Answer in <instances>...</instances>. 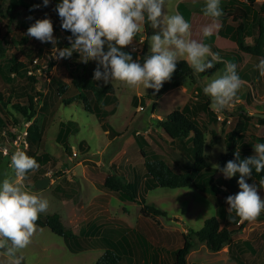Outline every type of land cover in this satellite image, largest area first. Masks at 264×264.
Returning <instances> with one entry per match:
<instances>
[{"label":"rangeland","instance_id":"rangeland-1","mask_svg":"<svg viewBox=\"0 0 264 264\" xmlns=\"http://www.w3.org/2000/svg\"><path fill=\"white\" fill-rule=\"evenodd\" d=\"M202 1L166 0L164 11L166 15L181 14L191 25V32L194 33V37L191 36V38L195 39L198 32L197 25L188 17L189 13L195 12L197 7L200 9L201 6V10H203L205 2L202 3ZM60 2L61 0H49V4L45 6L43 0H14L12 4L10 0H0V46L5 48L7 55L13 54L26 64H29L27 55L32 58L38 56V64L46 71L44 72L43 69L34 71L36 72L37 82L31 84L34 86L35 91L38 90L42 95L38 96L31 92L36 98L33 101L36 115L31 121L25 120L10 105L7 106L6 112L0 113V120L3 121V124H0V150L4 151L5 148L7 154L3 155L2 152L0 182L8 178L12 182L23 186L25 190L47 199L49 202L48 210L41 213L39 217L58 213L64 225L71 228L76 234L80 233L79 230L82 228L84 218H94L96 220H103L106 217L116 220L118 218L121 220V227H128L129 233L131 231H136L135 234L137 232L140 233L142 238L149 242L148 247L147 244L145 246L147 255L152 254L155 250L154 248L160 251L158 252L157 264H171V252L182 245V233L188 229H200L207 218L215 215L213 202L205 194L191 186L176 189L157 187L147 193L145 200L147 203H154L157 207L166 211V215L143 216L139 211V205L126 201L121 197L118 199L104 193L97 189L96 185L103 182L106 175L110 173L108 162L116 155L117 158L114 165L119 164L120 160H127L131 166H134L140 172L143 170L141 166L143 159L140 155V150L145 151L147 154L150 151L160 153L171 162L174 158V151L168 140L164 138V131L158 125L155 117L159 115L161 117L159 119H164L166 115L178 109L189 97V86L188 84H183L174 87L155 100L148 96L149 88L144 89L142 85L129 88L120 82H111L114 86V93L107 98V104L109 105L104 107L107 110L104 120H99L100 116L96 113L86 111L81 104L70 103L65 105L57 101L58 98L54 96L53 92H47V82L50 78H58L67 84L70 83L71 76L81 81L83 78L93 77L94 69L97 66V62L92 60L85 64L81 62V59H79L78 63H71L70 58H54L53 48L60 49L57 45L58 41L66 39V32L61 27V19L55 11L56 5ZM262 2L263 0H257V4ZM11 5L14 6L12 10ZM27 6L31 8L32 14H29ZM221 6L225 7L224 13L229 19L236 18L238 11L234 6H228L226 0H221ZM43 18H49L53 23L55 45L51 42L42 43L26 35L28 27L36 19ZM239 26L241 27L242 24L240 23ZM217 29L214 30L213 34L216 33ZM158 31L159 29H153L150 23L145 24L144 32L137 34L133 43L123 49L128 52H135L137 60L144 43H146L148 50L150 49L149 42L147 44L148 39H145V37H151ZM217 36V45L219 47L231 42L228 38ZM141 40H144V42L140 43ZM250 42L248 38L244 43ZM235 46V43H228L226 49L232 52ZM38 47L42 48L39 55L37 54ZM105 51H107L106 45ZM231 52V55L227 57L233 56L235 58V55ZM226 62L232 63L233 61L227 58ZM224 68L225 64L223 63L219 68L211 69L205 77L212 73L209 76L210 78L208 77V79L212 80L217 75L222 74ZM203 77L200 74L196 76L197 79L199 78V83L205 86L207 83H205ZM251 83H253L254 90L251 86L243 84L238 90L236 97L240 99L249 98L250 102L253 103L255 95H257L258 100L253 105L249 106L245 103V107L240 111L235 105L234 107L230 105L227 109L216 112L218 115L217 123L207 125L204 132L203 153L210 167H215L227 153L228 146L226 145L225 135L227 136V132L235 128L238 122H242L245 116H253L250 118L248 133L259 135L264 129L256 119L257 116L264 117V108H259L264 106L263 102H259L264 96H258V83L254 79ZM4 88V79L0 76V92L8 95ZM43 95H45L44 102ZM207 97L210 100V97ZM134 99L136 103L133 102ZM11 101L14 102L15 99L12 98ZM153 102H156L157 105L153 110L154 116H151ZM20 103H23L22 100H20ZM231 104H234L233 101ZM113 106L116 108L113 115H110L108 111ZM139 106L143 108L142 111L138 110ZM91 107L92 109L94 108L93 106ZM6 119H8L9 124L6 123ZM68 120L77 123L76 127L68 124L67 131L63 132L65 142L70 147H74L71 148V151L74 150L76 152V156L72 161L67 159L68 155L65 153L62 142L56 140L59 123L66 124ZM103 121L110 128L120 132L113 140H110L111 137L108 138L103 132L101 127ZM31 122H33L36 129L39 128V124L42 125L43 123L44 130L40 145H34L29 153H31V156H35L45 151L54 161L50 160L41 165L37 162L39 168L28 172L21 178L16 176L12 170L10 158L23 144L22 140L25 138L26 128ZM2 132L4 133L2 134ZM136 133H139L147 144L139 143L138 145L134 139ZM15 137L17 139L16 143L13 142ZM81 140H85L89 145V150L86 154L81 147H78V143ZM186 145L190 146L191 143ZM183 156L184 162L188 165L187 169L191 170L192 159L187 154ZM83 158H89L92 161H82ZM93 161H100V165L97 166ZM215 176L225 178L223 173L220 172ZM44 177L50 179L48 185L42 189L36 188L37 181ZM236 177L233 176L231 178L237 181ZM249 184H256L260 196L264 198V188L259 187V181L253 180ZM56 186H61L66 192H71L72 197L57 195L55 193ZM221 190L227 192L226 189L221 188ZM219 196L221 197L222 195ZM222 224H220V228ZM263 229L264 222L255 220L249 222L239 233L234 234L233 239L236 236L245 235L253 240V244L257 245L261 239L258 234ZM106 233V231L96 232L92 230L87 232L89 236H106ZM255 235L256 237H254ZM88 242L91 243V247L88 249L72 252L66 247L61 236L51 232L47 227L37 226L36 232L31 238V243L21 251L20 255L24 258L23 264H100V257L104 250L97 242L93 240ZM213 254L215 253H212L204 243L194 238L193 249L186 259L189 264H210L208 259L214 256ZM245 255L243 256L245 257ZM254 257H257L258 260L263 259V250L257 249ZM8 259L6 254L0 251V264H6ZM242 261L244 260L242 259ZM135 264L144 263L142 259H139Z\"/></svg>","mask_w":264,"mask_h":264},{"label":"trees","instance_id":"trees-1","mask_svg":"<svg viewBox=\"0 0 264 264\" xmlns=\"http://www.w3.org/2000/svg\"><path fill=\"white\" fill-rule=\"evenodd\" d=\"M13 2L14 0H10L11 4ZM226 4L228 6H234L238 11L236 18L232 19V22L235 24L228 25L226 23L227 16L224 13L225 7L221 6L223 15L219 17L221 22L217 33L224 37H226L227 33H231V40L236 44L235 49L231 52L235 55V58L233 56L227 57L231 55L230 52L221 51L214 46V35L210 37L204 36L203 43L210 46L212 52L218 53L220 58L225 56L236 63L238 62V54H246L249 57L245 64L247 65L246 68H253L252 72H260L257 65L261 59H264V0L260 4H257L256 0H226ZM11 7L12 10L14 6L11 5ZM27 10L29 14H32L29 6H27ZM240 23L242 24L241 27L239 26ZM64 31L66 32V39L58 41L57 44L60 49L71 46L67 39L71 36V32ZM249 37L252 43L245 44V39ZM37 50V54L39 55L42 48L38 47ZM122 50L126 51L124 49ZM128 53L132 55L134 61H138L141 64L150 54L146 43L143 44L137 60V54L135 52L130 51ZM36 57L38 58V56L32 58L27 55L29 64H26L13 54L7 55L5 48L0 46V76L4 79V90L8 94L5 95L0 92V113L6 112L7 106L10 105L14 111L21 114L27 121H31L34 115H36V110L33 106V101L36 98L31 92H34L38 96L42 94L38 90L35 91L34 86L31 84L37 82L36 76L28 74L29 71L34 72L43 69L37 63L38 61L36 63L34 62ZM79 59L80 54L73 52V55L70 57L71 63H78ZM210 70L200 73V75H206ZM44 72L46 71L44 70ZM244 72H247V69ZM196 76L187 65V62L180 60L177 62L176 70L171 80L165 82L159 92L149 88L148 96L155 100L174 87L188 84L190 88L191 96L180 108L173 110L164 119L156 120L165 135L169 138V143L174 151V158L171 162L160 153L150 151L147 154L145 151L140 150V155L143 159L141 163L143 170L141 172L134 166L119 165L116 167L112 165V172L104 178L102 183L96 185L98 189L118 199L121 197L126 201L139 205V211L143 216L166 215V211L160 209L154 203H147L145 200L147 193L157 187L176 189L191 186L205 194L213 202L215 215L207 218L200 229H188L182 233V245L171 252V264H189L186 257L193 249L194 238L204 243L212 252L219 251L226 244H228L230 251L232 236L239 233L249 223V221L241 222L234 211L231 213L227 212L228 205L226 203V197L240 191L237 183L240 174L237 173L235 175L237 176V181H234L232 178L225 179L216 177L215 175L219 172L222 173L219 171V168H223L227 161L235 159L234 153L237 150H239L240 159H244L254 155L252 153L253 145L264 143V129L259 135L248 133L250 118L253 116H245L242 122H238L235 128L227 132V136L225 135L228 151L216 164L219 168H216V166L210 167L203 153L204 132L208 124L217 123L218 115L210 109V100L204 94L203 88L199 84ZM46 88L47 92H53L54 96L58 98L57 101L65 105L70 103L81 104L86 111L96 113L100 116L99 120H104L105 118L102 110L103 100L114 93V87L111 83L105 84L103 80L95 81L92 76L83 78L81 81L71 76L70 83L68 84L58 78H50ZM12 98L15 99L14 102L11 101ZM20 100L23 103H20ZM44 101L45 95H43ZM133 102L136 103V100L134 99ZM156 105V102L152 103V113ZM91 106L94 108L92 109ZM256 119L264 127V117L257 116ZM6 123L9 124L8 119H6ZM0 124H3L2 120H0ZM76 124L74 122V125ZM65 126L66 124L59 123L56 140L62 142L65 153L69 156L72 151L68 143L65 142V137H63ZM38 127L36 129L33 122H31L25 131L24 140L27 147L23 149V152L29 154V156H31L29 152L32 150V147L34 145H40L42 140L43 123L42 125L39 124ZM101 127L103 130L108 131V135L112 134L113 129L108 128L106 122L103 121ZM134 139L138 145L139 143L147 144L139 133L135 134ZM83 143L84 140H81L78 147L82 148ZM187 143H191V145L187 146ZM181 147L186 149L184 150L185 153L178 151ZM176 150L179 155L175 152ZM185 154L192 159L191 170L187 169L188 165L184 162L183 155ZM2 157V151L0 150V160ZM31 157L35 158L40 165L50 160L54 161L45 151ZM261 178H264V172L256 173L253 169L252 176L247 177L246 182L251 183L253 180L259 181ZM221 188L226 189L227 192H223ZM55 193L57 195L60 194L59 196L72 197L71 192H66L61 186H56ZM219 195L222 196L220 197ZM263 220L264 212L260 214L256 221ZM36 223L38 227H47L51 232L61 236L64 239L66 247L72 252L83 251L91 247V243L88 241L93 240L97 242L104 250L100 257V264H135L139 259H142L145 264L150 262L157 264L158 261V252L160 251L154 248L153 253L147 255L145 246L147 244L148 247L149 242L143 239L140 233L137 232L135 234L136 231L129 233L128 227H122L119 231H116L117 234L114 236L108 234L106 236L76 234L72 229L64 225L58 213L39 217ZM221 223L223 224L220 228ZM261 238L264 241V229ZM247 243L244 240L237 241V244L240 246ZM248 244L251 245V243ZM235 253L237 256L243 258V252L239 251ZM231 256L236 259L234 255L231 254Z\"/></svg>","mask_w":264,"mask_h":264},{"label":"clouds","instance_id":"clouds-1","mask_svg":"<svg viewBox=\"0 0 264 264\" xmlns=\"http://www.w3.org/2000/svg\"><path fill=\"white\" fill-rule=\"evenodd\" d=\"M43 4L47 6L49 0H43ZM165 5L166 0H61L55 11L61 19L62 29L71 32L67 38L71 46L53 48L54 58H70L77 52L81 62H97L93 80H103L105 84L120 82L129 88L142 85L144 89L151 88L156 92L171 80L180 60L186 61L197 75L212 69L215 63L224 62L210 46L191 38V25L181 14L166 15ZM203 13L214 20L221 17V0H205ZM147 23L159 31L145 37L150 44V54L141 64L122 49L131 45L137 34L144 32ZM216 27L215 23L204 26L203 35L212 36ZM53 32L52 21L43 18L36 19L26 35L55 45ZM257 68L264 76V59ZM241 86L236 65L227 62L223 73L210 80L203 92L210 97V107L222 111L231 105ZM253 147L255 154L252 156L240 159L237 150L235 159L227 161L223 168L215 165L226 179L240 174L237 181L240 191L227 196L226 203L227 212L234 211L241 222L255 221L264 211V198L257 185L246 182L253 169L256 173L264 172V143ZM10 166L18 177L39 168L35 158L23 151L11 155ZM259 187L264 188V178L259 180ZM48 207L47 199L25 190L20 184L8 178L0 182V251L9 258L6 264H23L20 253L31 243L36 222Z\"/></svg>","mask_w":264,"mask_h":264},{"label":"crops","instance_id":"crops-1","mask_svg":"<svg viewBox=\"0 0 264 264\" xmlns=\"http://www.w3.org/2000/svg\"><path fill=\"white\" fill-rule=\"evenodd\" d=\"M186 1V0H185ZM190 1V0H189ZM195 1V0H194ZM205 2V0H203L202 1V3H204ZM256 2H257V0H256ZM180 4H181V2H180ZM203 6V5H202ZM204 7V6H203ZM196 9V11L194 12H190L189 13V17H188V19H190V20H193L194 22H195V24L197 25V29H198V32H197V35L195 36V40H197L198 42H201V43H203V38H204V35H203V32H202V29H203V27L204 26H206V25H209V24H213V23H215L216 25H218V27H216V28H219V26H220V19L218 18V19H213V18H211V17H208V16H205L204 15V13H203V10H201V6H200V9L197 7V8H195ZM227 16V15H226ZM234 19V18H233ZM226 21V23L228 24V25H234L235 23H233L232 22V19H229V17L227 16V20H225ZM193 24V23H192ZM215 28V29H216ZM214 29V30H215ZM218 30V29H217ZM192 33V32H191ZM216 34V35H215ZM215 34H213L214 35V40H213V44H214V46L216 47V48H218V49H220L221 51H225V52H231V50H229V49H226V46H228V43H235L234 41H232L231 40V37H232V35H231V33H227V35H226V37H224V36H222V37H224V38H228L231 42H228L226 45H223L222 47H219L218 45H217V40H218V36L217 35H219L218 33H217V31H216V33ZM192 36L194 37V33H192ZM221 36V35H220ZM246 39H248V38H246ZM245 39V40H246ZM249 39H250V43H246V44H251L252 43V40H251V38L249 37ZM245 42V41H244ZM147 44H148V41H147ZM236 47V46H235ZM147 49H148V47H147ZM235 49V48H234ZM233 49V50H234ZM232 50V51H233ZM149 51V50H148ZM150 52V51H149ZM221 59L224 61V62H222V63H215L214 65H215V68H219L220 67V65H222L223 63L225 64V63H227L226 61H227V58L225 57V56H222L221 57ZM238 62L236 63V62H234L233 60V62L232 63H234L235 65H236V72L238 73V75H239V77H240V79H241V81H242V85L244 84H246L247 86H251L252 87V89L254 90V86H253V83H251V81L254 79V81L256 82V83H258L257 84V89H258V96H260V97H263L264 96V76H261L260 75V72H252V69L253 68H250V67H248V68H246V66L247 65H245L246 63H247V61H248V59H249V57L246 55V54H238ZM247 69V72H244V70H246ZM210 75L209 76H211V74L212 73H209ZM201 76V75H200ZM202 76H204L203 77V79H204V81H205V83H208V82H210L209 80L210 79H208V75H207V77H205V75H202ZM210 78V77H209ZM198 80V82H200L199 81V78L197 79ZM200 85H201V83H199ZM181 86V85H180ZM114 87V86H113ZM201 87L202 88H204V86H202L201 85ZM184 89V88H183ZM171 90V89H170ZM185 90V89H184ZM191 95H190V88H189V97H190ZM188 97V98H189ZM107 98H108V96L103 100V103H102V110H103V116L106 114V112H107V110L104 108L105 106H108L109 104H107ZM187 98V99H188ZM187 99L182 103V105L187 101ZM258 99H257V95H255V101H257ZM249 100H247V98L246 99H240L239 97H235V99L233 100V103L234 104H231V105H233L232 107H234V105L237 107V108H240V109H243L244 107H245V103H247L249 106L250 105H253V103H255V101L253 102V103H251V102H248ZM259 102H263L264 103V97H263V99L262 100H259ZM157 104V103H156ZM181 105V106H182ZM180 106V107H181ZM179 107V108H180ZM258 107V106H257ZM115 106H113V108L110 110V111H108V114H110V115H113V113H114V111H115ZM259 108H264V106H260ZM210 109L217 115V111L216 110H213L211 107H210ZM240 109H238V111H240ZM154 113V112H153ZM153 113H152V115L151 116H154L153 115ZM156 120L157 119H159V118H161L159 115H156ZM70 123H72V122H70L69 120L67 121V123H66V126H65V132L67 131V129H68V124H70ZM210 124H212V123H210ZM73 127H76L75 125H74V123H72L71 124ZM110 126L108 125V128H109ZM103 132L108 136V138L109 137H111V139L110 140H113L117 135H118V133H120V132H118V131H115L114 129H113V132H112V134H110V135H108L107 134V130H103ZM164 135H165V133H164ZM164 138L165 139H167L168 140V142L170 141L169 140V138L165 135L164 136ZM79 144V143H78ZM71 148H74L73 146H71ZM253 149H254V147H253ZM253 149H252V153H253ZM82 150L85 152V154L87 153V151L89 150V145H88V143L84 140V143L82 144ZM185 149L183 148V147H181L180 148V150H178V151H181L182 153H185V151H184ZM178 151L176 150L175 152H177V154H178ZM254 154V153H253ZM179 155V154H178ZM184 157V156H183ZM116 158H117V155L116 156H114V158H112L111 160H109V162H108V165H109V171H110V173L112 172V165H114V163H115V160H116ZM84 160H89V161H92L91 159H89V158H83L82 159V161H84ZM97 166L98 165H100V161H93ZM119 165H129V166H131L130 165V162H128L127 160H125V161H123V160H120L119 161V164H117V165H115L116 167L117 166H119ZM133 167V166H132ZM109 173V174H110ZM107 176V175H106ZM21 178H23V177H21ZM50 180V179H49ZM102 183V182H101ZM96 188H97V186H96ZM98 189V188H97ZM100 190V189H99ZM100 191H102V190H100ZM104 193H107V192H105V191H103ZM107 194H109V193H107ZM111 195V194H110ZM111 196H113V195H111ZM115 197V196H114ZM67 200V199H66ZM60 215V214H59ZM61 217V216H60ZM61 220H62V218H61ZM120 219H118L117 218V220L116 219H113V218H110V217H106V218H104L103 220H101V219H98V220H96V219H94V218H84L83 219V225H82V228L79 230V232L81 233V234H83V235H86L87 234V232H89V231H98V232H100V231H106L107 233L106 234H108V235H111V236H114V235H116L117 233H116V231H119L122 227H121V225H120ZM63 222V221H62ZM260 222H264V220L263 221H260ZM71 229V228H70ZM100 230V231H99ZM262 232H263V230L262 231H260V233L258 234V236L261 238V236H262ZM234 236V235H233ZM233 236H232V238H231V246H230V251H229V246H228V244H226V245H224L219 251H216V252H212V253H215V254H213L214 256H212L211 258H209L208 259V262H210V264H238V263H240V264H263V262H264V258L263 259H261V260H258V258L257 257H254V254H255V251L257 250V249H262L263 250V253H264V241L262 240V238L260 239V241H259V243H257V245H255V244H253V240H251L250 238H248V236H245V235H243V236H236V238L235 239H233ZM254 237H256V235L254 236ZM238 240H244V241H246V242H248V243H251V245L250 244H243V246H240L239 244H237V241ZM231 249H232V251H231ZM243 252L244 254H246L245 255V257L243 256V258L242 257H239V256H237L236 255V253L235 252ZM234 253V254H233ZM231 254L232 255H234L235 256V258L236 259H234L232 256H231ZM242 259L244 260V261H242ZM144 263V262H143ZM145 264V263H144ZM149 264H153V263H149ZM160 264V263H159ZM199 264H203V263H199Z\"/></svg>","mask_w":264,"mask_h":264},{"label":"built area","instance_id":"built-area-1","mask_svg":"<svg viewBox=\"0 0 264 264\" xmlns=\"http://www.w3.org/2000/svg\"><path fill=\"white\" fill-rule=\"evenodd\" d=\"M37 61H38V58L36 57V58L34 59V62L36 63ZM37 63H38V62H37ZM40 70H41V69H40ZM35 73H36V72H32V71H29V72H28V74H32V75L36 76ZM38 73H40V72H38ZM138 110H139V111H142L143 108H142L141 106H139V107H138ZM16 141H17V139H16V137H15V139H14L13 142L16 143ZM22 142H23V144H21V147L18 148L16 152H20V151H23V149H26L27 144L25 143V140H22ZM2 152H3V155H7V154H6V149H5V148H4V151L2 150ZM75 156H76V152H75L74 150H72L71 154L67 157V159L70 160V161H72L73 158H74Z\"/></svg>","mask_w":264,"mask_h":264},{"label":"water","instance_id":"water-1","mask_svg":"<svg viewBox=\"0 0 264 264\" xmlns=\"http://www.w3.org/2000/svg\"><path fill=\"white\" fill-rule=\"evenodd\" d=\"M48 183H49V178L44 177L37 181L35 187L38 189H42V188H45L48 185Z\"/></svg>","mask_w":264,"mask_h":264}]
</instances>
